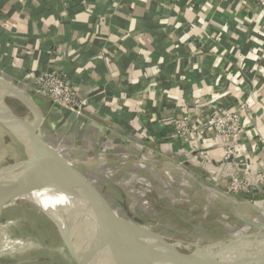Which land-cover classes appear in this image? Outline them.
<instances>
[{"label": "crops", "instance_id": "1", "mask_svg": "<svg viewBox=\"0 0 264 264\" xmlns=\"http://www.w3.org/2000/svg\"><path fill=\"white\" fill-rule=\"evenodd\" d=\"M52 70L63 73L89 104L72 122L44 97L34 98L46 119L43 140L72 153L81 146L89 163L81 173L92 180V191L139 226L145 227L131 202L138 199L125 191L151 186L147 179L158 181L161 169L178 185L192 174L222 192L236 173L249 177L264 169V13L252 1L0 0V78L33 96V79ZM241 103L250 112L243 116L232 165L224 161L227 139L210 131L188 141L178 137L176 120L206 123L216 108ZM97 148L109 160L128 152L144 161L122 155L93 167ZM173 191L165 181V198L174 201L169 207L188 205ZM258 198L264 202V195ZM140 203L146 212L153 207ZM3 214L0 235L8 224ZM11 229L8 239L0 238L9 245L0 258L28 262L38 251L28 256L30 248L39 246Z\"/></svg>", "mask_w": 264, "mask_h": 264}, {"label": "rangeland", "instance_id": "2", "mask_svg": "<svg viewBox=\"0 0 264 264\" xmlns=\"http://www.w3.org/2000/svg\"><path fill=\"white\" fill-rule=\"evenodd\" d=\"M31 94L36 99L42 97L36 92ZM4 102L14 119L19 120L22 126H19V130H15V127L10 125L4 126L0 124V186L14 183L27 177V174L20 169V166L27 165L24 133L25 128L32 120L31 113L15 99L4 97ZM0 107H3L1 102ZM52 108H55V106ZM57 144L60 145L62 143L57 141ZM74 147L73 153L72 151L68 152V159L74 161L83 160L82 171L86 169L89 163L84 159L81 146L76 145ZM99 151V148H97L92 154L94 159L90 161V164L93 167L102 166L109 161L113 163L116 160H120L119 158H122V155L128 159L127 161H135L139 164L142 163V160L144 161V159L139 160V155L129 154L128 152L122 153L117 158L109 157L111 159L109 160ZM158 172L159 176L155 177L158 181L147 179L151 186L144 185L142 188L132 189L130 192L128 189L124 190L126 193L128 192L129 198L138 199V202L137 200L131 201L134 205L133 209H138L136 211L139 213L138 218L143 220L145 228L148 230L146 232L150 235L156 234L160 237L159 239L162 238L161 240L165 241L164 243L185 254L189 252V249L186 245H182L184 242H201L205 245L227 241H239L244 244L264 241V202L262 203L259 198H255L259 201L257 203L258 208L251 205H237L236 202L241 204L245 201L241 194L233 195L228 190L222 192L217 189V191L221 192H218V194L213 190L215 185L200 181L198 177V180H196V176L192 174L185 175L187 182H184V188L182 184L178 185L177 182H171L170 178L165 177V171H162V169ZM132 179L133 177L129 175L128 181L130 182ZM165 181L171 185L175 194L179 193L183 196L188 205L184 206L181 205L182 202H179L180 204L173 203L175 206H168L174 201H169V198H165ZM134 183L130 186H136ZM123 189L126 188L124 187ZM95 193L98 195L97 192ZM140 194L143 196H139ZM183 198L179 200L182 201ZM220 199L228 202L234 209L225 207V204ZM140 202H144L145 206L151 203L153 207L151 209L147 208L148 211L146 212V208L139 206ZM19 203L21 204L17 206L0 208V213H4L1 221L8 222L3 227L0 238L5 237L8 239L11 228V230H16V234L22 230L26 236H32L39 246L31 247L27 255L29 256L34 249L38 248V251L36 255L28 259V262H23V260L14 259L13 256H10L9 258L1 257L0 264H125L113 259L110 252L104 251L96 244L46 218L47 216L37 206L23 201ZM165 205L168 207H165ZM223 205L224 207H222ZM239 206L244 208L239 210ZM230 209L241 211V213H237L236 217H226L225 213L230 212ZM244 209L252 212L246 211L247 215L242 217ZM23 214L26 215L22 219ZM240 218L245 219L244 221L246 222H242ZM19 221H23V225L19 226ZM15 225H17L16 228H14ZM152 240L160 243V240L156 239L155 236ZM8 246L7 244L3 245V242L0 241V252L7 251ZM11 249L10 247L9 250Z\"/></svg>", "mask_w": 264, "mask_h": 264}, {"label": "water", "instance_id": "3", "mask_svg": "<svg viewBox=\"0 0 264 264\" xmlns=\"http://www.w3.org/2000/svg\"><path fill=\"white\" fill-rule=\"evenodd\" d=\"M4 97L13 98L23 105L31 113L32 120L24 133L27 165L20 166L27 177L0 186V208L17 206L21 204L19 203L21 201H29V203L41 201L49 213L44 212V214L50 220L96 244L104 251L110 252L113 259L125 264H203L204 259L201 257L179 252L167 243L163 245L166 247L165 251H158L145 245L142 240L147 239L139 236L135 229L148 230L124 218L118 211L104 204L92 191L91 188L94 185L92 180H88L82 173H70L66 178L68 181L66 183L62 181L63 179L54 167L53 158L48 154L47 144L42 138V129L46 122L43 109L29 93L0 78V99L4 101ZM54 106L59 111L66 112L72 122L81 119L65 107ZM70 183L75 187L73 188ZM76 192H82L90 198L105 216V221L97 220L86 212L83 213L77 205L71 202ZM59 202L64 204L58 205ZM155 238L160 240V244L165 242L157 235ZM236 242L238 243L235 245L244 244ZM227 248L231 251L233 247ZM226 253L224 251L208 255V258H218Z\"/></svg>", "mask_w": 264, "mask_h": 264}, {"label": "built area", "instance_id": "4", "mask_svg": "<svg viewBox=\"0 0 264 264\" xmlns=\"http://www.w3.org/2000/svg\"><path fill=\"white\" fill-rule=\"evenodd\" d=\"M248 1H252L264 13V0ZM33 83L35 92L44 97L52 106L60 105L76 113L78 116L83 114L89 104V99L81 96V93L72 85L68 78L57 70L42 73L33 79ZM249 112V107L242 103L237 109L219 107L212 112L206 123L199 121L196 124H190L189 119L183 117L176 120L174 126L178 137L184 138L186 141L190 140L192 136L197 137L202 131H210L218 137L227 139L230 145L224 151V161L232 165L239 156L236 142L244 130L243 116ZM200 113L204 115L206 111L202 109ZM261 142L264 144V141ZM250 176L236 173L230 181L228 191L233 195L241 194L243 196L245 201L241 204L240 202H236L237 205H251L258 208L257 203L259 201L254 198L264 195V169ZM213 190L216 193L219 192L217 188ZM232 199L235 200L233 197Z\"/></svg>", "mask_w": 264, "mask_h": 264}, {"label": "bare ground", "instance_id": "5", "mask_svg": "<svg viewBox=\"0 0 264 264\" xmlns=\"http://www.w3.org/2000/svg\"><path fill=\"white\" fill-rule=\"evenodd\" d=\"M0 102L3 105L2 108L0 107V124L4 126L10 125L11 127H15V130H19L20 128L19 126H22L21 122L17 119H14L13 115L10 113V111L6 107V104L4 101L0 99ZM46 144H47L46 146H47L48 154L51 156V158H53L55 162L54 167L57 173L63 179L62 181L66 183V181H68L66 178L68 174L70 173L74 174L75 172L79 174V172L81 171V167L84 164L83 160L78 159L77 161H74V160L68 159L69 151L64 146H52V145H49L48 143ZM70 184L72 185L73 188L75 187L74 184L72 183ZM79 193L81 195H79ZM23 202L29 203V201H23ZM71 202L77 205V207L83 213L86 212L87 214L91 215L93 218L97 220L105 221V216L97 208V206L92 203L93 201L91 202L90 198L84 195V193L82 192L74 193L71 198ZM30 204L37 206L39 210H41L42 212H45L46 214H49L47 208L44 206V204L41 201L32 202ZM57 204L63 205L64 203L59 202ZM135 231L137 232L139 236L147 239V240H142V242L145 245H147L149 248H152L158 251H165L166 247L163 246L165 243L160 244L152 240L154 236L156 237V234L150 235L146 231L140 230V229H135ZM237 243L238 242L236 241L234 242L227 241V242H222V243L215 242V243L204 245L201 242H192V243L184 242V244L182 245H186V247H188L189 249V252L186 254L193 256V257L195 256L201 257V259H204L202 261L203 264H261L264 262V241L263 242L256 241V243L254 241V242H250L247 244L235 245ZM227 247H233V248L231 251H228ZM224 251L227 253L223 256H218V258H212V259L208 258V255L210 256V255L218 254Z\"/></svg>", "mask_w": 264, "mask_h": 264}]
</instances>
